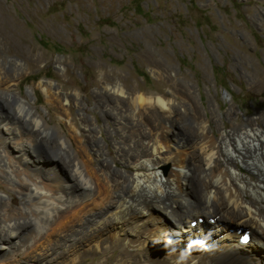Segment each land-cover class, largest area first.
<instances>
[{
  "label": "bare ground",
  "instance_id": "6f19581e",
  "mask_svg": "<svg viewBox=\"0 0 264 264\" xmlns=\"http://www.w3.org/2000/svg\"><path fill=\"white\" fill-rule=\"evenodd\" d=\"M125 82H98L102 123L83 116L82 128L68 106L83 113L80 94L43 83L58 127L0 65V186L13 194L0 190V264L109 262L116 250L114 264H264V109L240 122L213 98L210 120L191 97Z\"/></svg>",
  "mask_w": 264,
  "mask_h": 264
},
{
  "label": "rangeland",
  "instance_id": "374dc122",
  "mask_svg": "<svg viewBox=\"0 0 264 264\" xmlns=\"http://www.w3.org/2000/svg\"><path fill=\"white\" fill-rule=\"evenodd\" d=\"M261 18L264 0H0V65L58 127V109L45 101L41 85L52 83L68 99L80 94L83 113L75 102L68 106L82 128L83 116L102 123L95 96L105 75L120 77L128 88L172 92L180 102L191 97L210 120V100L219 102L221 112L234 104L242 122L264 109ZM119 251L109 262L86 254L76 264H114Z\"/></svg>",
  "mask_w": 264,
  "mask_h": 264
},
{
  "label": "water",
  "instance_id": "95a60500",
  "mask_svg": "<svg viewBox=\"0 0 264 264\" xmlns=\"http://www.w3.org/2000/svg\"><path fill=\"white\" fill-rule=\"evenodd\" d=\"M241 233V232H240Z\"/></svg>",
  "mask_w": 264,
  "mask_h": 264
}]
</instances>
